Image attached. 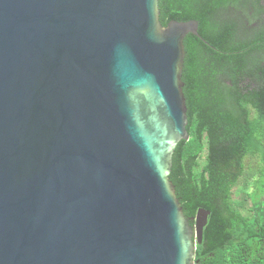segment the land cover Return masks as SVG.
<instances>
[{"label": "water", "instance_id": "obj_1", "mask_svg": "<svg viewBox=\"0 0 264 264\" xmlns=\"http://www.w3.org/2000/svg\"><path fill=\"white\" fill-rule=\"evenodd\" d=\"M159 15L0 0V264L197 263L210 212L185 218L170 174L189 141L184 40L202 38Z\"/></svg>", "mask_w": 264, "mask_h": 264}, {"label": "trees", "instance_id": "obj_2", "mask_svg": "<svg viewBox=\"0 0 264 264\" xmlns=\"http://www.w3.org/2000/svg\"><path fill=\"white\" fill-rule=\"evenodd\" d=\"M158 9L162 26L198 22L203 40H184L189 141L170 174L185 218L210 212L196 264H264V0H158Z\"/></svg>", "mask_w": 264, "mask_h": 264}, {"label": "rangeland", "instance_id": "obj_3", "mask_svg": "<svg viewBox=\"0 0 264 264\" xmlns=\"http://www.w3.org/2000/svg\"><path fill=\"white\" fill-rule=\"evenodd\" d=\"M263 199H264V197H263ZM248 207H251V201L250 200H248Z\"/></svg>", "mask_w": 264, "mask_h": 264}]
</instances>
